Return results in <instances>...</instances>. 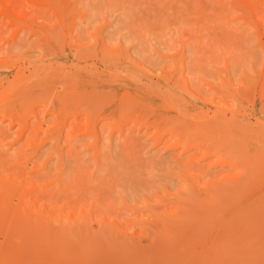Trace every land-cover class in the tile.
<instances>
[{
  "label": "rangeland",
  "instance_id": "rangeland-1",
  "mask_svg": "<svg viewBox=\"0 0 264 264\" xmlns=\"http://www.w3.org/2000/svg\"><path fill=\"white\" fill-rule=\"evenodd\" d=\"M0 264H264V0H0Z\"/></svg>",
  "mask_w": 264,
  "mask_h": 264
}]
</instances>
